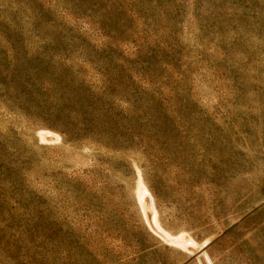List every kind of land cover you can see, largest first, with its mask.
<instances>
[{"label": "rangeland", "instance_id": "rangeland-1", "mask_svg": "<svg viewBox=\"0 0 264 264\" xmlns=\"http://www.w3.org/2000/svg\"><path fill=\"white\" fill-rule=\"evenodd\" d=\"M0 264H264V0H0Z\"/></svg>", "mask_w": 264, "mask_h": 264}, {"label": "bare ground", "instance_id": "bare-ground-1", "mask_svg": "<svg viewBox=\"0 0 264 264\" xmlns=\"http://www.w3.org/2000/svg\"><path fill=\"white\" fill-rule=\"evenodd\" d=\"M145 204V203H144Z\"/></svg>", "mask_w": 264, "mask_h": 264}]
</instances>
